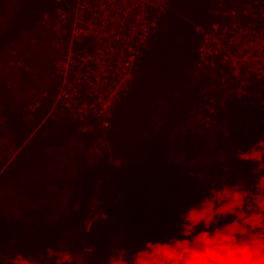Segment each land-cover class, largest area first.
Wrapping results in <instances>:
<instances>
[{
    "label": "trees",
    "instance_id": "16d2710c",
    "mask_svg": "<svg viewBox=\"0 0 264 264\" xmlns=\"http://www.w3.org/2000/svg\"><path fill=\"white\" fill-rule=\"evenodd\" d=\"M216 1L168 0L169 11L149 50L136 63L133 82L107 129L97 128L94 120L48 116L49 101L29 121L23 104L1 98L0 135L11 141L14 152L0 159V195H11L20 208L13 216L8 202H0L4 258L9 253L28 256L67 243L63 252L71 254L72 264H107V258L121 249L131 259L145 240H166L178 231L174 227L179 214L198 201L196 194L188 198L180 190L182 173L196 154L179 158L169 148L183 124L202 111L197 90L208 79H197L193 72L199 48L194 26L213 20L210 11ZM57 5L56 0H0V61L24 36L37 31L42 14L51 13ZM28 60H24L25 67ZM24 70L20 72L27 79ZM8 91L0 79V94ZM251 113L260 118L258 112L245 108L232 109L230 117L244 120ZM259 125L261 134L253 137L249 147L264 136V124ZM100 140L107 148L94 159L88 158V149ZM66 146L74 149L66 170L73 172L75 184L65 195V205H60L59 190L65 186L59 183L62 172L57 171V164ZM110 158L121 162V170L114 175V185L103 191L100 209L107 219L93 222L88 220L91 188ZM244 165L239 177L251 183L256 165ZM117 193L121 202L113 206L107 196ZM83 230H90L86 232L89 252L79 244L78 231Z\"/></svg>",
    "mask_w": 264,
    "mask_h": 264
},
{
    "label": "built area",
    "instance_id": "2783aa9c",
    "mask_svg": "<svg viewBox=\"0 0 264 264\" xmlns=\"http://www.w3.org/2000/svg\"><path fill=\"white\" fill-rule=\"evenodd\" d=\"M44 13L39 29L48 34L52 51L50 88H31L25 96V119L50 102L48 113L66 115L107 129L113 111L128 93L136 63L149 50L151 40L169 11L168 0H56ZM213 20L195 25L199 48L194 65L197 79L208 83L198 88L202 102L198 132L220 129L232 109H250L264 124V1L217 0L210 11ZM24 59L11 48L0 61V71L24 70ZM107 148L100 140L87 151L95 158ZM121 162L110 158L91 188L88 220L100 222L107 215L100 207L103 191L114 185ZM112 195L111 205L121 202ZM90 246L86 250L89 252Z\"/></svg>",
    "mask_w": 264,
    "mask_h": 264
},
{
    "label": "clouds",
    "instance_id": "9594fccd",
    "mask_svg": "<svg viewBox=\"0 0 264 264\" xmlns=\"http://www.w3.org/2000/svg\"><path fill=\"white\" fill-rule=\"evenodd\" d=\"M235 158L256 165L251 183L244 177V187L238 179L207 186V195L179 214L175 235L145 240L131 259L121 249L107 264H264V138L238 150ZM45 253L55 257V264H72L69 252L49 247ZM0 264H6L3 246ZM7 264L41 262L17 252Z\"/></svg>",
    "mask_w": 264,
    "mask_h": 264
},
{
    "label": "rangeland",
    "instance_id": "374dc122",
    "mask_svg": "<svg viewBox=\"0 0 264 264\" xmlns=\"http://www.w3.org/2000/svg\"><path fill=\"white\" fill-rule=\"evenodd\" d=\"M264 1V0H262ZM20 52L21 58L29 59L26 64V71L28 72L27 79L23 77L20 71H0V79L6 83L9 93L4 92L0 94V102L5 96L12 99L15 103L24 105L26 92L31 88H50L51 84L48 79V73L51 71L50 59H53L52 51L48 48V34L40 29L24 36L18 45L13 46ZM25 72V70H23ZM22 71V72H23ZM25 108V106H23ZM1 108V104H0ZM198 113L191 116L188 122L183 124L181 132L176 136L175 141H171L170 154L175 157H183L185 154H191L194 152L193 159L186 164V172L182 173L180 190L185 192V196L188 198L194 197L202 199L207 195V186L215 183L217 187L220 186V182L234 183L235 180L240 181V186L244 187V180L239 177L244 163L235 158V153L238 150H248L250 147V141L257 134H261V127L259 119L257 120L253 113L247 114L244 120L241 117H228L224 120L220 129H211L206 132H198L197 122ZM258 121V122H257ZM232 122V124H230ZM242 122H244L242 124ZM2 120L0 119V130L2 131ZM254 129V130H253ZM263 131V130H262ZM264 138V136H263ZM11 141L0 135V159L10 157L13 155L14 148ZM74 149L66 146L63 150L65 154L60 163L57 164L58 172L61 173L59 177L60 185H64L65 189L59 191L62 192L61 196L57 198V202L60 205H65L66 196L75 184L73 179V172L66 170V167H70L69 159L72 156ZM248 166L252 163H247ZM184 176V177H183ZM250 183V182H249ZM68 185V186H67ZM67 186V187H66ZM204 190H206L204 192ZM203 193H201V192ZM200 192V194H198ZM67 193V194H66ZM11 197V195H9ZM6 196L0 195V202H8L10 206V213L13 216L18 215L20 208L16 205L17 202ZM108 199L111 196L108 194ZM5 210V208H4ZM24 212V211H22ZM4 213V211H3ZM20 215V213H19ZM178 226L174 227L177 230ZM79 232V233H78ZM80 234L79 244L82 251L87 248V234L83 231H78ZM176 234V233H175ZM174 234V235H175ZM78 237V236H77ZM69 247L67 243H59L54 247V250L60 251L66 250ZM34 258L39 260L41 264H55V257L49 256L45 251L36 252L31 254ZM15 254L9 253L5 258V262H9L11 258H14Z\"/></svg>",
    "mask_w": 264,
    "mask_h": 264
},
{
    "label": "crops",
    "instance_id": "0c3cea01",
    "mask_svg": "<svg viewBox=\"0 0 264 264\" xmlns=\"http://www.w3.org/2000/svg\"><path fill=\"white\" fill-rule=\"evenodd\" d=\"M51 59H52V58H51ZM51 59H50V61H51ZM24 104H25V102H24ZM23 106H24V105H23ZM24 110H25V108H24ZM24 112H25V111H24ZM201 112H202V111L199 112L198 118H199ZM48 116H50V115L48 114ZM60 116H62V115H60L59 113H58V114H54V115L51 114V117H53V118H54V117H60ZM198 118H197V119H198ZM30 121H32V120H30Z\"/></svg>",
    "mask_w": 264,
    "mask_h": 264
},
{
    "label": "water",
    "instance_id": "95a60500",
    "mask_svg": "<svg viewBox=\"0 0 264 264\" xmlns=\"http://www.w3.org/2000/svg\"><path fill=\"white\" fill-rule=\"evenodd\" d=\"M166 27H167V23L165 22V23L162 25V31H164Z\"/></svg>",
    "mask_w": 264,
    "mask_h": 264
}]
</instances>
